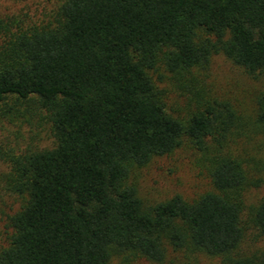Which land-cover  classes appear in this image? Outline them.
Listing matches in <instances>:
<instances>
[{
  "label": "trees",
  "instance_id": "16d2710c",
  "mask_svg": "<svg viewBox=\"0 0 264 264\" xmlns=\"http://www.w3.org/2000/svg\"><path fill=\"white\" fill-rule=\"evenodd\" d=\"M215 56L264 78V0H59L0 16V122L38 117L44 148L0 139V264H264V92L252 107L206 90ZM176 91L185 116L168 110ZM210 179L150 204L136 174L182 147ZM14 205V206H13ZM16 207V209H13ZM172 254L180 256L170 260Z\"/></svg>",
  "mask_w": 264,
  "mask_h": 264
},
{
  "label": "rangeland",
  "instance_id": "374dc122",
  "mask_svg": "<svg viewBox=\"0 0 264 264\" xmlns=\"http://www.w3.org/2000/svg\"><path fill=\"white\" fill-rule=\"evenodd\" d=\"M59 0H0V16H28L30 19L43 18L56 8ZM206 90L213 96L228 101L235 106L252 107L256 98L264 92V78L256 81L245 72L234 66L224 56L213 58ZM186 98L181 92H174L168 100V110L176 115L185 116ZM0 139L8 142L18 150L27 148L39 149L51 144L48 140L47 125L38 117H22L14 122H0ZM196 157L186 147H182L170 156L156 158L147 168L136 174V181L142 198L155 204L181 195L186 200H194L211 191L212 185L207 174L196 164ZM6 167L0 164V174ZM1 196V194H0ZM264 197V188L252 190L247 194V203L253 204ZM13 201L0 197V233L4 228V216L1 211L10 213ZM14 206V205H13ZM16 209V207H13ZM241 253L246 255L264 254V239L256 238L253 233L247 234L241 246ZM180 256L172 254L171 259ZM179 262H183L180 258ZM135 264H151L140 261ZM179 264V263H178ZM200 264H222L221 259H202Z\"/></svg>",
  "mask_w": 264,
  "mask_h": 264
}]
</instances>
